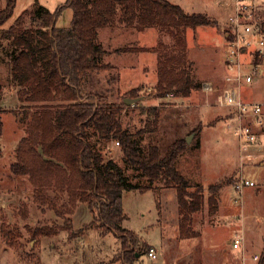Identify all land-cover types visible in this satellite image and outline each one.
<instances>
[{
	"label": "rangeland",
	"instance_id": "rangeland-1",
	"mask_svg": "<svg viewBox=\"0 0 264 264\" xmlns=\"http://www.w3.org/2000/svg\"><path fill=\"white\" fill-rule=\"evenodd\" d=\"M5 0H0V7ZM67 0H16L13 14L6 25L13 22L24 10L42 4L50 11L59 9L56 25L68 26L72 10ZM177 3L188 12L206 13L215 19L216 26L199 25L187 28V57L192 62L194 80L202 83L211 81L215 86L211 93H204L200 87L188 97H165L154 95L156 83V52L139 50L116 52L120 46L150 48L159 39L170 42L166 32L156 27L136 30L121 25L107 26L98 32V38L108 50L103 57L115 68L94 74L98 80L95 88L106 95V100L119 102L129 97L124 92L140 86L130 97L142 96L123 109L120 122L123 127L135 132L147 119V108L155 107L159 112L157 129L145 132L139 142L143 146L156 144L161 152L177 138L186 137L194 127H200L198 144L194 135L176 160L177 169L192 181L203 187L202 206L191 215L189 235L180 229V216L175 189L160 190L159 208L151 189H126L122 195V209L126 214L122 225L135 232L140 241L153 245L156 258L142 253L135 264H255L264 248V148L251 149L250 155H242L234 131L236 120L229 106L216 103V96L226 86L225 75H234L235 63H239L243 74L256 68L250 81L244 76L236 83L244 101H264V49L258 51L253 37L235 29L229 17L234 14L233 0H168ZM247 19L257 23L264 19V0L247 1ZM22 26L30 25L26 14ZM249 41V44H245ZM238 46L246 48L237 53ZM233 50L235 51L234 53ZM5 45L0 51V109L3 121L0 138V223L8 226L13 238L0 234V264H129L117 259L121 241L113 231L101 232L90 224L92 215L81 201L74 205L73 212H67L66 196L54 198L52 188L48 189L45 203L36 197L37 186L29 174L13 169L16 163V148L22 137L28 134L26 120L21 121L22 101L18 99V85L11 77V61ZM258 61V64L254 62ZM119 79L109 82L111 75ZM242 74V75H243ZM59 98L46 104L54 106ZM30 106V105H29ZM27 112L30 108L24 106ZM54 109V108H53ZM52 109V110H53ZM16 112H18L16 114ZM100 148L103 158H112L124 168L132 181L147 178L140 175L122 160L120 145L113 139L102 140L92 136ZM242 174L253 180L240 194L242 203H234L238 193L233 181ZM143 181V182H144ZM222 182L217 191V205L211 211L208 185ZM142 183V182H139ZM57 202L61 215L50 207ZM60 205H64L63 208ZM70 208V207H69ZM69 217V220L67 219ZM241 237L240 246L233 248L231 240ZM13 240L12 244L10 241ZM257 259H253L254 255Z\"/></svg>",
	"mask_w": 264,
	"mask_h": 264
},
{
	"label": "trees",
	"instance_id": "trees-1",
	"mask_svg": "<svg viewBox=\"0 0 264 264\" xmlns=\"http://www.w3.org/2000/svg\"><path fill=\"white\" fill-rule=\"evenodd\" d=\"M4 2L0 7V51L5 45L9 48L11 77L18 85V99L24 104L19 119L26 120L28 131L16 148L17 160L13 169L30 175L38 188L35 195L43 203L48 199L50 188L55 193L54 198L66 196V204H63L68 206L69 213L73 212L77 202L85 203L92 215L90 224L99 227L103 233L113 231L120 239L117 259L123 263L135 264L142 253L152 248L122 225L127 217L121 202L126 189H151L159 208L160 190L174 188L180 229L188 236L191 215L203 203V187L176 167L178 156L187 146L185 137L173 140L163 152L156 144L143 146L138 138L157 129L159 112L154 106L146 109L148 117L135 132L122 126L120 114L128 106L123 102L124 97L119 102L108 101L106 95L95 88L98 80L94 79V74L115 68L102 60L108 50L98 38V32L114 25L139 31L156 27L160 32H166L169 43L159 39L157 45L150 48L120 46L115 51L156 52L154 95L171 94L184 98L201 85L191 73L186 30L199 25L216 26V20L206 13L188 12L168 0H67L66 5L72 10L68 26L56 25L59 9L50 11L42 4L24 10L6 25L16 0ZM26 14L30 25L23 27ZM258 25L264 32V19ZM254 63L258 64V61ZM116 79H119L118 74L111 75L109 82ZM138 90L140 86L124 93L130 97ZM1 92L0 83V95ZM57 98L60 103L46 104ZM29 105L32 109L27 112L24 106L30 108ZM2 130L0 109V138ZM200 131L199 125L189 131V134L194 133V144H198ZM92 136L118 142L125 166L138 171L147 181L130 180L114 159L103 158ZM221 183L208 185L211 211L216 209V195ZM50 203V207L61 215L57 202L52 200ZM0 234L5 238L14 237L9 227L1 223ZM10 242L14 243L13 240ZM255 264H264V248Z\"/></svg>",
	"mask_w": 264,
	"mask_h": 264
},
{
	"label": "built area",
	"instance_id": "built-area-1",
	"mask_svg": "<svg viewBox=\"0 0 264 264\" xmlns=\"http://www.w3.org/2000/svg\"><path fill=\"white\" fill-rule=\"evenodd\" d=\"M247 1L250 0H233L234 14L230 15L229 21L234 25L235 29H240L243 34L252 36L258 51L262 52L264 49V32L257 23L247 19L249 14L245 12V9L252 7L249 6ZM245 44H249V41H245ZM239 48L240 50L237 53L242 52L243 48L238 46ZM234 52L233 50L232 53ZM230 69H234V75H225L224 82L226 86L217 94L216 103L220 106L230 107V112L236 120L234 131L237 136L239 151L242 155L247 156L250 155L251 149L261 151L259 149L264 148V101L242 100L236 86L242 76H244L245 81H250L252 75L256 72V68L249 74H243L239 63H235V67L230 66ZM214 87L211 81H203L200 85L201 91L206 94L211 93ZM254 183L253 180L246 178L242 174L237 176L232 186L239 196L233 199L234 203L241 204V192L247 186H253ZM240 242L241 237H235L231 240L232 247L238 248ZM146 254L151 258L156 257L154 248H150ZM257 258L258 256L255 254L253 259Z\"/></svg>",
	"mask_w": 264,
	"mask_h": 264
},
{
	"label": "water",
	"instance_id": "water-1",
	"mask_svg": "<svg viewBox=\"0 0 264 264\" xmlns=\"http://www.w3.org/2000/svg\"><path fill=\"white\" fill-rule=\"evenodd\" d=\"M246 48L242 49V52H245ZM142 96H136V97H124L123 98V102L127 105L133 104L134 102H136L137 100H139ZM194 133H190L185 137V140L187 143L190 142L191 138L193 137Z\"/></svg>",
	"mask_w": 264,
	"mask_h": 264
},
{
	"label": "crops",
	"instance_id": "crops-1",
	"mask_svg": "<svg viewBox=\"0 0 264 264\" xmlns=\"http://www.w3.org/2000/svg\"><path fill=\"white\" fill-rule=\"evenodd\" d=\"M57 26H58V25H57ZM111 64H112V63H111ZM113 65H114V64H113ZM114 66H115V65H114ZM152 248H155V247H153V245H152ZM156 257H157V253H156ZM156 257H155V258H156ZM239 264H241V263H239Z\"/></svg>",
	"mask_w": 264,
	"mask_h": 264
}]
</instances>
